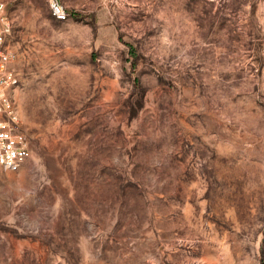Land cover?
I'll list each match as a JSON object with an SVG mask.
<instances>
[{"label":"rangeland","instance_id":"1","mask_svg":"<svg viewBox=\"0 0 264 264\" xmlns=\"http://www.w3.org/2000/svg\"><path fill=\"white\" fill-rule=\"evenodd\" d=\"M0 1L32 149L0 264H264V0Z\"/></svg>","mask_w":264,"mask_h":264},{"label":"built area","instance_id":"2","mask_svg":"<svg viewBox=\"0 0 264 264\" xmlns=\"http://www.w3.org/2000/svg\"><path fill=\"white\" fill-rule=\"evenodd\" d=\"M52 16L61 22L70 14L61 0H47ZM14 20L10 5L0 1V171L18 172L32 156L17 105L21 88L12 49Z\"/></svg>","mask_w":264,"mask_h":264}]
</instances>
